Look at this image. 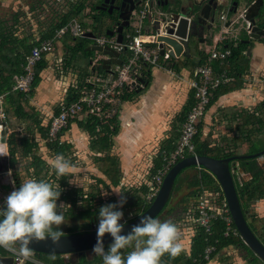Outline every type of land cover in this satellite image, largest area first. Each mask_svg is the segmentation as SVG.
<instances>
[{"label":"trees","instance_id":"obj_1","mask_svg":"<svg viewBox=\"0 0 264 264\" xmlns=\"http://www.w3.org/2000/svg\"><path fill=\"white\" fill-rule=\"evenodd\" d=\"M93 0H69L67 2V10L64 11L59 20L50 24L46 28H41L37 31L38 37H34L32 33L29 35H25L23 38L19 37L16 33L18 32L17 27V18L12 17V23L8 25V22L5 20H0V95H5L4 97V108L6 112V117H8L9 112L17 118L21 120H32L30 123L35 126L39 133L42 134V138H46L47 130L46 128L41 127L40 122L37 119H33L32 114L25 113L24 106L27 103L26 97L31 96L34 88L40 81V73L43 69L46 68L47 63L44 58L41 59L39 63L34 67V79L31 84V89L29 93L24 94L21 92H12L11 88L13 86V79L15 76L20 75L22 70V65L24 63V56L30 53L31 48L36 45L38 42L46 39H51L54 35V31L56 29L61 28L66 25L73 19H80L83 17V12L88 10L93 11V18H96L98 15L100 16H108L107 13L103 11H97L95 9V4L92 2ZM90 12V11H89ZM82 25V24H81ZM264 27V26H263ZM82 28L88 30L89 33L95 37L92 30L82 25ZM105 36V35H104ZM245 37V35H243ZM62 39L73 43L72 46L66 45L65 51L71 57L69 62H65V66L67 68L72 67L74 70L78 71V78L75 86L68 88L66 91V95L63 101L64 105L71 104L80 99V93L84 87L85 77L88 76V66L86 65L84 69H81L75 65L76 58L79 56L90 58L93 56L94 52L91 50H86L87 47L93 42V39L87 38L86 35L84 37H71L69 35H65ZM58 40L57 42H59ZM246 45L243 43H238L237 46H233L232 44H228L227 48L230 50V56L228 58L229 65L227 67L229 73L237 79V82L234 86L228 88L221 87L217 91H215L210 98L208 108L213 104L216 100L217 96L228 91L233 88H241V76L244 75L246 69L248 67L247 62H243L242 60L245 58ZM224 48V46L222 47ZM76 59V60H74ZM73 60V62H72ZM204 61V55L198 57V60L195 63H189V60H186L188 65L187 68L190 69L192 73L194 68ZM184 65H179L176 71H180ZM92 71L96 73H106L102 66L94 65L92 67ZM240 77V78H239ZM143 83H148L149 81V69H145L143 71ZM236 81V80H235ZM137 93L135 91H131L130 93H123L122 100H131L133 96ZM193 94L191 93L189 99L183 106L180 114L177 116V125H181L184 121L188 111L193 105ZM259 109H255L252 113H245L244 115L240 114V117L243 120V125L240 127L246 129V126H250L248 129L249 134L260 133L264 129V121L261 118V115L258 111ZM60 111L59 106L54 111V116L58 115ZM101 117H97L95 115H90L88 119L83 123H79L81 128H83L90 136L89 141V150L94 153L92 158L94 160V164L97 167L98 171L102 174V176L106 179H102L100 177H93V181L95 182L96 191L93 189L89 192H85L81 187H74L69 184L68 178L71 176L59 177L55 174V171L47 166L44 159L36 156L33 152L36 150L41 144L32 141L29 137L19 138L18 142L12 141L13 135L8 136V144H9V157L7 159V168L11 170L14 186L15 188H20V174L16 171L15 167L18 161L21 159L29 158V165L26 167L27 174L31 178H35L39 180H45L60 186L61 195L57 201V203H63L64 205L70 206L64 210L65 217L71 219H81L85 222L84 226L86 230H81L82 226H73L67 232H63L61 228L59 229L65 234H73V233H84L90 231H97L92 228L96 223V216L99 215V209L108 204H119L121 196L116 199L115 197H109L106 201H103L100 197L98 186H102L105 189L110 187H117L120 182L121 174L119 171L118 161L114 156L110 155V151L112 148V137L115 136L118 132V121L116 119V115H112L111 117H107V112H104ZM72 121V120H71ZM68 122V125L70 122ZM6 123V122H5ZM7 124V123H6ZM176 125V126H177ZM175 126V127H176ZM201 126L202 123L198 124V132L194 137V145H195V153L199 156H207L216 159L233 157L237 155H241L237 148L226 149L220 147V145H213L208 143L207 141H202L201 136ZM29 129V128H28ZM27 129V131H28ZM63 130L59 137L63 135ZM245 132L240 133V136L245 140H250V135L245 136ZM179 136V133H174L172 138L165 140L157 153V155L152 159V167L148 172V180L155 175L157 169L161 167L163 164V159L168 157L175 149L176 139ZM45 140V139H44ZM248 141V142H249ZM254 143V142H253ZM256 143H261V141H256ZM252 148L246 154H254L264 150V146L261 148H256L254 144L250 143ZM46 153L49 156H53L55 154H63L66 156L70 150L66 143L58 144V142L46 143L43 145ZM41 147V146H40ZM44 155L46 154L43 152ZM264 156V154L262 155ZM256 158L254 159H243L238 160L239 167L245 173H249L251 178L248 182L242 183L241 185L235 184L237 196L239 199L240 207L244 214V217L248 223L249 228L255 237L259 240V242L264 246V220L258 218L257 215L253 212L252 205L260 201L264 198V166L260 168L256 163ZM73 162V161H72ZM235 162H231V165ZM49 169L52 171L49 173ZM188 169H196V167L187 168L179 173L174 181L173 188L170 193V197L168 199L167 204L163 208L162 212L157 216L160 217L161 214L166 210L170 200L174 194V192L178 191L182 183L187 179H182L181 175ZM189 180L187 183V188H193L190 195L192 197L197 196L203 192L215 194L217 197L214 198L215 204H222L224 201L223 194L220 190V187L214 177L204 170L200 168L193 176L188 177ZM108 182V184L106 183ZM97 185V186H96ZM148 188L147 185H142L139 188H131V189H121V193H123V198L126 200V203L122 208H118L117 210L124 212L125 210H135L134 215L128 217L124 223H127L133 219H135L138 215L143 213L148 209L151 202H146L144 199V195L146 194ZM189 195V196H190ZM97 200V204L94 202ZM212 201V202H213ZM196 205V204H195ZM172 209H169L167 212L170 213ZM186 208L184 209V212ZM192 215H190L191 223L194 227L189 232V247L187 251L183 250L178 256L175 258L170 257L168 254H165L161 258V264H207V261L203 260V253L207 246H214L215 252L212 253L210 259H212L220 250L233 246L236 248H240L247 252L248 255H251L253 258V264H264L261 262L254 254L248 249V247L243 243L242 239L239 235L237 236H223V232L225 230L222 222L217 221L212 225L211 234L207 235L204 233L202 229H200L193 219L196 218L195 206L192 210ZM188 212V210H187ZM83 226V227H84ZM234 226V224H233ZM108 246H104L105 252L108 251ZM125 252L131 251V249L124 250ZM5 251L0 248V256H5ZM38 257L49 264H68L64 261L63 255H56V259L52 260L49 258V255L38 254ZM79 264H103L102 258L94 255L90 260H87L85 255L82 254L79 256Z\"/></svg>","mask_w":264,"mask_h":264},{"label":"crops","instance_id":"obj_2","mask_svg":"<svg viewBox=\"0 0 264 264\" xmlns=\"http://www.w3.org/2000/svg\"><path fill=\"white\" fill-rule=\"evenodd\" d=\"M13 1L14 0H0V6L6 8L12 7ZM230 2L231 1L226 2L227 7L232 3ZM15 4L14 6H16ZM157 10L165 14L171 12L168 10V6L159 5L157 7ZM14 15L15 14H13L12 17H14ZM107 19L110 22L113 21L112 19H110V17H107ZM144 25L146 32H148L151 25L150 20H146L144 22ZM230 28V37L232 38V40L236 41L237 38L239 42L242 41L239 37L240 35H238L239 30L235 29L234 26ZM115 29L116 25H114V30L112 31H115ZM125 30L126 29H123V31ZM207 34L208 33L206 32L203 37H199L202 39H200V45L198 44V46L196 45L197 41H195L197 40V38L192 39V41L190 42V46L193 47V51L190 47V58H172L171 60L165 63H160V65L155 67H142V74L145 69H149L148 83L144 84L143 82H140L142 87L133 89V91H135V93L137 94L133 96L131 100H122V95L119 100L114 103V107L107 106L103 109L105 110L104 112L107 113L110 108L115 109V113L113 115H116V119L118 121V132L115 136L112 137L113 145L110 151V155L114 156L118 161L119 171L121 174V182L119 183L121 187L131 189L146 185V182L148 180V172L152 167V159L157 155L161 144L165 140L172 138L174 136V133H177L178 135L180 126L177 125L176 118L189 99L190 94H193V90L190 87V82L194 70L196 69V67H198L197 65L191 73L190 69L186 67L188 65L186 60H189V63H195L198 60V57L201 56V54L204 55V59L206 58L205 50L210 46L211 43L208 36H206ZM115 36L116 34L107 37L112 38ZM67 42L68 44L64 42V39H60V41L55 44L54 52L48 55L45 59L47 66L40 73L39 83L34 88L31 96L26 97L27 103L24 106L25 113L32 114L31 117L33 119H37L38 122H40L41 127L46 128V130L51 116L54 115L55 109L58 106L60 108V104H63L66 91L68 90V88L75 86L78 78V71L74 70L72 68L73 66L70 68H67L65 66V62H69L71 60V57L65 51V47L66 45L72 46L73 44L69 41ZM194 42L195 45L193 46L192 44ZM228 43L232 44V42H226L223 46L226 47ZM91 44L93 45L94 42H92ZM245 45V52L243 53L245 58L242 61L247 62L248 67L244 75H242L241 78L239 77L242 81L241 88H233L225 91L224 93L222 92V94L217 96L216 100L208 108V110H206L200 121L202 123L200 136L202 141H207L208 143L213 145H220L221 143L225 141L227 142L228 140L233 144L232 149L237 148V150L242 153L241 155L237 156L252 155L246 154L252 148L250 144L252 142L261 141V143L264 144V129L260 133H255L253 135L248 133V129L250 128V126H246V129L241 128L240 130V127L243 125V120L240 117L241 111L239 109L249 110L250 107L255 106L257 103V106L259 107H255V109H260V115L264 111V40L262 42L259 41L258 43L254 41L253 43ZM198 48H200L199 51ZM248 49L250 50L249 55L247 54ZM95 53L96 52H94L93 56L89 58L86 64L88 66V76L91 73L95 72L92 71V67L95 64L93 62L96 59V65L100 64L102 66V55L95 56ZM193 53L196 54L193 55ZM55 55H57V58L55 59L57 68L55 71L57 72L56 74H54V76H52V74L47 73V69L51 67L49 64L50 56L53 57ZM126 59L127 54H120L118 56V60H120L121 63H125ZM80 62L83 63L82 60ZM114 65L118 64L111 63L109 69H104V71L109 72L114 68ZM179 65L184 66L180 69V71L177 72L176 69ZM101 74H105V72H102ZM56 75L59 76L56 77ZM235 80L232 83H229L226 88L229 89V87L234 86V84L237 82V79ZM131 91L132 90L126 93H130ZM101 113L102 114L99 115L90 114L87 108H84L83 111L77 114V116L70 122L68 127L63 132V135L61 136L62 142L66 143V146H68L70 150L72 149L76 151L77 159L82 153L85 155L89 153L91 155H94V153L89 150L90 136L83 128H81L79 123L85 122V120L88 119L90 115L101 117V115H103V112ZM219 114L223 118H218L217 116ZM261 118L264 121V117H262V115ZM31 121L32 120L17 119L12 114V112H9L8 117L5 119V122L7 124L4 141L0 145V153H2L3 155L0 156L7 159L9 157V144L7 140L10 134L13 135L12 141L14 142H18L19 138L29 137L36 143H43L45 138H42V134L34 129L35 126L30 123ZM228 122L234 123L235 134H232L231 130H227V135H223L225 134L223 130H225V125ZM214 128L218 132L221 131V135H216V131L213 130ZM242 132H245V136L250 135L251 141H249L248 139H243V136H240V133ZM229 134H232V137L229 138ZM210 138H212L214 141H210ZM241 143L246 145V150L241 151ZM256 159L257 165L262 168L264 166V156H260ZM69 160L75 162V159H72V157H70ZM234 162L235 163L231 165L234 185L235 183L241 185L242 183L248 182L251 178L250 174L243 172L239 167L238 162ZM3 166L4 165L2 164V166L0 167V174L11 173V170L7 168V164L5 166L7 170L5 171H3L2 169ZM188 170H192L194 172L193 174L198 171L196 169ZM188 170H186L181 175V178L183 180L189 177V175L186 174ZM95 172L98 173V175H96L95 177H100L106 180L98 171V169H96ZM10 178L14 188L15 186L12 173ZM5 180L7 181L8 177H6ZM130 182L133 183L131 184ZM190 189L193 190V188ZM209 196L211 198V201L215 197H217L212 193H210ZM110 197H115L116 199L119 198L118 196ZM196 197L197 196H195V202ZM2 206L3 204L0 205V208ZM252 209L258 218L264 220V198L260 201L255 202L252 205ZM39 260L43 264H49L40 258ZM71 260L64 261L68 264H77L79 261V257L76 261ZM207 264H253V258L251 255H248L246 251L240 248L228 246L220 250L212 259L207 261Z\"/></svg>","mask_w":264,"mask_h":264},{"label":"built area","instance_id":"obj_3","mask_svg":"<svg viewBox=\"0 0 264 264\" xmlns=\"http://www.w3.org/2000/svg\"><path fill=\"white\" fill-rule=\"evenodd\" d=\"M159 5V0H139L136 10L130 14L129 26L123 31L120 43L116 41V36L112 38L107 36L93 37L94 45L108 47L119 55L127 54L126 62L121 63V65H114V68L105 74L93 72L86 77L83 90L80 93V99L68 105L60 104L58 115L51 116L43 145L52 142H58L59 145L62 144L59 134L68 127V122L73 120L84 108H87L90 114H102L101 112L107 106L114 107V103L119 100L123 93L142 87L139 82L143 76L142 67H155L172 59L167 48L163 55H160V49L156 42L157 36L152 32H146L144 28L146 20H150V23L155 21L162 22L165 26L174 23L170 19V15L157 10ZM230 9L229 5L227 9L221 11L219 19L223 24L217 33L213 32L209 37L211 43L208 50H205L206 58L194 70L190 82V87L193 90V105L180 125L174 151L163 159L161 167L146 182L148 188L144 195L146 202L150 203L153 201L165 175L175 163L186 157L196 156L194 137L198 132V124L207 110L210 98L219 88L225 87L235 80L227 69L230 50L227 45L222 48L226 42H232V45L236 46L235 41L230 37V27L236 23L237 17L231 15ZM242 15L238 17H242ZM228 21H231V23L226 27L225 24ZM242 30L247 37L250 36L251 28L249 22L244 24ZM86 33H89V31L83 29L77 19H73L61 28L56 29L51 39L42 40L34 45L30 53L25 55L22 65L23 72L14 77L11 91L27 94L34 79V67L42 58L46 59L48 55L54 52L57 41L65 35L75 38L84 37ZM96 62L97 59L93 62L95 63L94 65H96ZM4 97L5 95H0V145L4 141L6 131V125L4 124ZM114 113L115 109L110 108L107 117H111ZM2 159H5V157H2ZM5 160L3 165L7 164V158ZM212 201L208 193L204 192L197 195L195 202L196 218L193 219L195 224L205 234L210 235L213 223L220 221L225 228L224 237L239 235L235 226H233L226 203L215 204V200ZM2 249L6 255L12 257L13 264H19L16 256L4 248ZM213 252H215V247L207 246L203 253V260L209 261ZM35 258L39 261V264H43L39 260L38 253H36Z\"/></svg>","mask_w":264,"mask_h":264},{"label":"water","instance_id":"obj_4","mask_svg":"<svg viewBox=\"0 0 264 264\" xmlns=\"http://www.w3.org/2000/svg\"><path fill=\"white\" fill-rule=\"evenodd\" d=\"M115 0H104L103 5L108 6L113 4ZM161 6H168V13L170 19L174 23L169 26H165L162 22L155 21L151 23L149 32L154 33L156 42L160 49V55L167 48L171 58H190V42L193 38H199L202 36L204 27L207 25V29L215 27V23L219 20V14L221 13V7L226 5V2L230 0H189L188 5L184 6L180 0H177L175 4L170 5L168 0H159ZM161 1H163L161 3ZM139 0H121V6L116 8L119 11V23L116 24L115 31H108L106 36H113L116 34V41L118 43L122 40L123 29L129 26L130 14L135 10ZM243 4V5H242ZM100 6L97 9L104 10V6ZM231 15L237 17L235 27L237 30H242V27L246 22H249L251 28V34L249 40L257 41L260 36H264V30H261L256 26V18L260 16L261 8L264 5V0H234L231 4ZM171 8H170V7ZM112 7L108 8V13H111ZM241 14L242 17H238ZM231 21H228L225 26H229ZM87 38L93 39L91 33H86ZM87 50L94 51L102 54L101 64L102 68L108 70L111 63L121 65V61L118 60V53L108 47H100L91 45ZM247 54H250V50H247ZM139 82H143L141 79ZM6 125V123H4ZM264 154V150L252 155L245 156H233L227 158H212L207 156H190L186 157L177 163H175L165 175L159 191L150 206L146 211L138 215L135 219L123 223L124 228L121 235L127 236L133 226L140 223L143 216L150 215L156 218L163 210L170 197L171 190L174 185V181L179 173L187 168L196 167L203 168L209 172L217 181L221 192L224 197V201L229 210L233 224L238 231L240 238L248 249L264 263V246L252 233L248 226V223L244 217L242 209L240 207L239 199L237 196L236 188L232 178V172L230 164L233 161L243 159L258 158ZM6 159V158H5ZM5 159L0 158V167ZM4 207V205H3ZM1 207V208H3ZM97 242V231H90L84 233L65 234L61 237L58 245H53L50 239L45 241H32L29 245L36 253L49 255L50 252L55 251L56 255H78L81 256L86 251L93 250ZM104 246L113 243V238L110 234H105L103 238ZM0 264H13L11 256H0Z\"/></svg>","mask_w":264,"mask_h":264},{"label":"clouds","instance_id":"obj_5","mask_svg":"<svg viewBox=\"0 0 264 264\" xmlns=\"http://www.w3.org/2000/svg\"><path fill=\"white\" fill-rule=\"evenodd\" d=\"M48 163L59 177L72 176L78 171L77 165L63 154L49 157ZM115 193L121 196L119 204H108L99 209L97 242L93 252L102 258L103 264H161L165 254L175 258L183 251L181 230L177 224L162 222L150 215L143 216L127 236L121 235L124 225L119 221L123 212L117 209L122 208L126 200L123 193ZM60 195L59 185L29 178L7 196L4 207L0 208V248L16 256L19 264H39L36 252L29 247L32 241L50 239L53 245H58L65 235L59 229L66 223L64 210L70 206H58ZM105 234L113 238L107 252L103 243ZM126 249L131 251L125 252ZM49 258L55 260L56 252H50Z\"/></svg>","mask_w":264,"mask_h":264},{"label":"rangeland","instance_id":"obj_6","mask_svg":"<svg viewBox=\"0 0 264 264\" xmlns=\"http://www.w3.org/2000/svg\"><path fill=\"white\" fill-rule=\"evenodd\" d=\"M69 0H14L12 7H2L0 6V20H5L6 22H8V25H10V23H12V15L15 14L14 16L17 18V27H18V32L16 33L18 36L20 37H24L25 35H29L30 33L33 34L34 37H38L37 35V31H39L41 28H46L48 27L50 24H54L59 20L60 15L67 10V2ZM73 1H77V0H73ZM101 0H93V3H99ZM245 1V0H243ZM180 2L184 5L187 6L188 5V0H180ZM16 3V4H15ZM14 4L16 6H14ZM172 5V4H171ZM243 5V4H242ZM171 8V7H170ZM227 9V5H223L221 7V10H225ZM136 10V8H135ZM90 11V12H89ZM93 11L90 10V7L88 8V10L83 12V17L78 19V21L83 25L86 26L87 28L91 29L93 34L95 36H104L105 33L107 31H112L114 30V26L113 24L108 21L107 17L109 16H97L96 18L92 19L93 16ZM223 24V22L219 19L216 23H215V28L212 29V32L217 33L219 31V29L221 28V25ZM65 43L68 44V42L66 40H64ZM254 41H252L253 43ZM92 45V44H91ZM193 46L195 45V42L192 44ZM192 51H193V47L190 46ZM206 50H208V47L206 48ZM196 53H193V55H195ZM97 55H102L101 53H95V56ZM57 58V55L51 57L50 56V66L49 69H47V73L52 74V76H54V74H56L57 71H55L56 68V62L55 59ZM77 62L75 65H77L78 68L81 67V69H83L89 58L87 57H83V56H79ZM74 59V60H76ZM83 61V63H81L80 61ZM73 62V60H72ZM54 71V72H53ZM49 75V74H48ZM59 75H56V77ZM246 78V77H245ZM255 107H259L257 106V103L255 106H252L249 108V110H245V109H239L241 111V114L244 115L245 113H251L252 111H254ZM260 111V109L258 110ZM4 113H5V117H6V112H5V108H4ZM262 117H264V111L263 113H261ZM218 118L221 117L223 118L220 114L217 116ZM232 122V121H231ZM228 122L225 125V130H223V132L225 134L223 135H227V130H231L232 134H235L234 131V123ZM215 130V128L213 129ZM216 131V130H215ZM212 133V132H211ZM221 135V131H216V135ZM232 134H229V138L232 137ZM257 136V135H256ZM256 138V137H254ZM262 138V137H261ZM210 141H214L212 138L209 139ZM263 142V141H262ZM253 143V142H252ZM41 147L39 146L36 150H34V154L38 157H41L42 159H46L45 162L47 164V166H50L48 163V159L49 156L46 153V150L43 146L42 143H40ZM255 145L256 148H261L262 146H264V144L262 143H256V141L253 143ZM233 144L231 142H229L227 140V142H223L220 144V147L226 149V147H228L229 149H232ZM240 149L241 151L246 150V145L242 144L240 145ZM45 152L46 154L44 155ZM90 154V153H89ZM85 155V154H80V156L76 157V151L75 150H69L66 158L70 159V157H72V159H75V163L78 167V171L72 175L70 178H68V182L70 185L74 186V187H81L84 189L85 192H89L93 189V191H96L95 188V182L93 181V177H95L96 175H98L97 172H95V170L97 169L92 158H91V154L89 155ZM29 158L28 159H21L20 161L17 162L16 164V171L20 174V180L22 183L23 180L29 179L31 178L29 176V174H27L26 171V167L29 165ZM262 161V160H260ZM5 163V162H3ZM6 164H4V166L2 167L3 171L7 170V168L5 167ZM51 168V166H50ZM96 168V169H95ZM95 169V170H94ZM52 170L49 169V173ZM184 173V172H183ZM193 171L192 170H188V172H186L187 175L193 176ZM8 177V180L6 181L5 178ZM11 175H9V173H2L0 174V205L4 203V201L6 200L7 196L14 190L13 188V184L11 183ZM234 177V176H233ZM186 180H189V178H187ZM182 183L181 188L174 192L170 203L168 204V207L166 208V210L161 214L160 217H158V219H160L162 222L163 221H171L175 224H177V226L180 228L181 230V240H182V245H183V250L187 251L188 247H189V232L191 231V229L194 227V225L191 223V218L190 215H192V210L195 206V196L192 197L190 195L192 189L187 188V183L188 181H186ZM121 182V179H120ZM148 182V180H147ZM108 184V182H106ZM131 184L133 182H130ZM236 184V183H235ZM21 185V184H20ZM57 185V184H55ZM97 186V185H96ZM125 189L124 187H121L120 183L117 187H110L108 189L103 188L102 186H98L99 189V193H100V197L103 201H106L107 198H109L110 196H118L119 194L115 193V192H120L121 189ZM190 195V196H189ZM97 200L94 202V204H97ZM58 206L60 204L63 203H57ZM186 208V211L184 212V209ZM169 209L171 212L168 213L167 211ZM188 210V212H187ZM135 210H125L123 212V218L121 221H119V223L123 224L124 221L128 218L131 217L132 215H134ZM66 223L62 224L60 226L61 230L63 232H67L71 227L73 226H82L81 230H86V227L84 226L85 222L81 219L75 220V219H71L68 217H65ZM98 224H99V215L96 216V223L95 225L92 226L93 229L98 228ZM84 226V227H83ZM85 257L87 260H90L95 254L93 252V250L90 251H86L84 253ZM78 255H63L64 260H68L70 261L71 259L73 261H76L78 259ZM71 260V261H72ZM79 264V262L77 263Z\"/></svg>","mask_w":264,"mask_h":264},{"label":"flooded vegetation","instance_id":"obj_7","mask_svg":"<svg viewBox=\"0 0 264 264\" xmlns=\"http://www.w3.org/2000/svg\"><path fill=\"white\" fill-rule=\"evenodd\" d=\"M103 1L104 0H101L99 3H96L95 4V9L97 10V11H103V12H105V13H107V15L110 17V19H112L113 21H111L112 23H113V26L114 25H116L117 23H119L120 21H119V18H118V15H119V11H117L116 10V8H119L120 6H121V0H115L114 2H113V4H111V5H109L108 4V6H106V5H103ZM189 1V0H188ZM231 2H233L234 0H230ZM163 1H161V3H162ZM168 2H169V4L171 5V4H175L176 2H177V0H168ZM230 2V3H231ZM104 6V10H100V9H97L98 7H100V6ZM112 7V11H111V13H108V8L109 7ZM137 8V7H136ZM220 15V14H219ZM218 15V16H219ZM231 16V15H230ZM207 25H209V22L207 23ZM207 25H205V27H204V32L206 33H208L206 36H208V38L211 36V34L213 33L212 32V29L213 28H211V29H207ZM234 27H235V24L233 25ZM232 26V27H233ZM256 26L257 27H259L261 30H264V5H263V7L261 8V11H260V16L259 17H257L256 18ZM126 29V28H125ZM235 29H236V27H235ZM203 32V34H202V37L205 35V33ZM238 35H240L239 37H240V39L242 40V41H247L248 39H249V37H247L246 35H245V33H244V31L243 30H240V31H238ZM243 35H245V37L243 36ZM244 38V39H243ZM200 39H202V38H197V40H195V41H197L196 42V45L198 46V44H199V41H201ZM203 39H206V38H203ZM264 40V36H261L256 42L258 43L259 41H263ZM192 41V40H191ZM242 41H240L239 42V40L236 38V41H235V43H236V46H237V44L238 43H243ZM249 43H252L251 42V40H249L248 41V43L247 44H249ZM246 44V43H245ZM200 45V44H199ZM200 50V48H198V51ZM15 190H18L17 188H15ZM3 205H4V203H3ZM3 207V206H2ZM95 230V229H94ZM5 256H8V255H5Z\"/></svg>","mask_w":264,"mask_h":264}]
</instances>
